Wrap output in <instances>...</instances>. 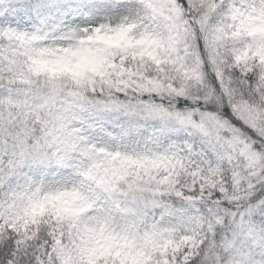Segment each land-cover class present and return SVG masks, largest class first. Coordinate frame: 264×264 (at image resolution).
Returning <instances> with one entry per match:
<instances>
[{"label":"snow or ice","instance_id":"1","mask_svg":"<svg viewBox=\"0 0 264 264\" xmlns=\"http://www.w3.org/2000/svg\"><path fill=\"white\" fill-rule=\"evenodd\" d=\"M0 264H264V0H0Z\"/></svg>","mask_w":264,"mask_h":264}]
</instances>
